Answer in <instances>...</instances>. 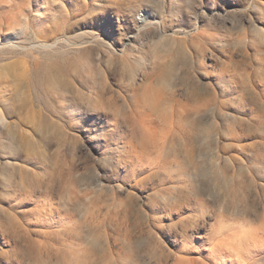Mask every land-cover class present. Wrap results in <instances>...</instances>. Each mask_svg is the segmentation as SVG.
Instances as JSON below:
<instances>
[{"label":"rangeland","instance_id":"obj_1","mask_svg":"<svg viewBox=\"0 0 264 264\" xmlns=\"http://www.w3.org/2000/svg\"><path fill=\"white\" fill-rule=\"evenodd\" d=\"M262 105L264 0H0V264H264Z\"/></svg>","mask_w":264,"mask_h":264},{"label":"bare ground","instance_id":"obj_2","mask_svg":"<svg viewBox=\"0 0 264 264\" xmlns=\"http://www.w3.org/2000/svg\"><path fill=\"white\" fill-rule=\"evenodd\" d=\"M143 15H139V17H142ZM261 112L264 113V105H262V107L260 108Z\"/></svg>","mask_w":264,"mask_h":264}]
</instances>
